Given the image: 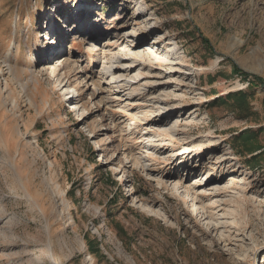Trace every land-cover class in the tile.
<instances>
[{
    "label": "rangeland",
    "instance_id": "rangeland-1",
    "mask_svg": "<svg viewBox=\"0 0 264 264\" xmlns=\"http://www.w3.org/2000/svg\"><path fill=\"white\" fill-rule=\"evenodd\" d=\"M0 69V264H264V0H0Z\"/></svg>",
    "mask_w": 264,
    "mask_h": 264
},
{
    "label": "bare ground",
    "instance_id": "bare-ground-1",
    "mask_svg": "<svg viewBox=\"0 0 264 264\" xmlns=\"http://www.w3.org/2000/svg\"><path fill=\"white\" fill-rule=\"evenodd\" d=\"M77 3H79V2H77ZM75 34L74 33H72L71 34V36H74ZM148 35L149 34H147V35H145V37L144 38H142L141 36L139 37V38H142V40H141V42L140 43H138L137 44V47L136 48H138V46H141V44L143 45V44H145V43H147L148 42ZM132 37V35L131 34H129L128 35V37H125L124 38V40H127L128 38H131ZM134 37H138V35H135ZM120 37H118V35H116L115 37H114V45L115 44H118V42L121 40V39H119ZM47 43V42H46ZM122 44V43H121ZM15 45V44H14ZM13 45V46H14ZM122 45H120L119 47H121ZM14 49V48H13ZM48 49H46L45 50V53H46V51H47ZM87 50H88V52L89 53H91L92 54V56H94V59L95 58H97L98 56H97V53H98V48H97V46H96V44H93V43H91V44H89L88 46H87ZM11 51H12V49H11ZM11 51H9L8 53H7V55H6V57H5V59H4V63L6 64V66H7V72H8V74H10L15 80H17L16 81V83H17V86H18V88L20 89V91L25 95V97H26V101L28 102V103H33V98L32 97H30V96H28V92H27V90H28V88H29V83L28 82H25V83H22V81L20 80V78H18V76H17V73H18V71H17V69H16V67H12V64H11V61H10V59H11V56H12V52ZM158 58V57H157ZM92 59V58H91ZM158 61V60H157ZM156 62V61H155ZM167 62V61H166ZM135 63V62H134ZM162 63V62H161ZM57 66H61L62 67V69H64V67L65 68H68V64H59V65H57ZM58 68V67H57ZM57 69L56 68H54V71H56ZM0 73H1V69H0ZM68 77H69V75H68ZM64 79H66V77L65 78H63V80ZM69 79H70V77L68 78V81H69ZM95 82H97V81H94V80H92V85L95 87L93 90H95V91H97L98 93H101V89H100V86L98 87V85L97 86H95ZM98 83V82H97ZM3 86H4V88H6V89H8V88H10V84H9V82H5L4 84H3ZM64 86H66V84L65 85H63V87ZM62 87V88H63ZM61 88V89H62ZM35 89H37L36 87H35ZM4 90V89H3ZM10 93V92H9ZM11 106L12 107H15L16 106V99H12L11 100ZM160 122V121H159Z\"/></svg>",
    "mask_w": 264,
    "mask_h": 264
},
{
    "label": "trees",
    "instance_id": "trees-1",
    "mask_svg": "<svg viewBox=\"0 0 264 264\" xmlns=\"http://www.w3.org/2000/svg\"><path fill=\"white\" fill-rule=\"evenodd\" d=\"M233 72L235 74L240 75L243 80H247L250 85H260L262 83L261 78H259L257 76L248 75V74L240 71L236 66L233 67ZM217 99H218L217 103L222 104V105H227V104L233 105L235 103L236 104L235 109H237L238 111H246L248 109L247 104H246V94L242 91L235 92V93H228L225 96L219 97ZM263 107H264V102H263ZM251 135L252 134L248 131L247 133H243L240 138H236L233 141H240L243 143H245V142L248 143L249 140L251 139ZM248 151H249V153H252V152L254 153V152L258 151V149L254 150V149L249 148ZM263 154H264V150L261 151L260 153L256 154V155H254L253 159L255 160Z\"/></svg>",
    "mask_w": 264,
    "mask_h": 264
}]
</instances>
